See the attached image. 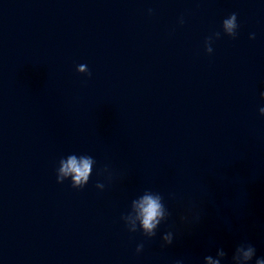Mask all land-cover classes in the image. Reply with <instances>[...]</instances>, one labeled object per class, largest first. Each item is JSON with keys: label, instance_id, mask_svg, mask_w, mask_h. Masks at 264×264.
<instances>
[{"label": "clouds", "instance_id": "clouds-1", "mask_svg": "<svg viewBox=\"0 0 264 264\" xmlns=\"http://www.w3.org/2000/svg\"><path fill=\"white\" fill-rule=\"evenodd\" d=\"M149 9V14L152 13ZM180 24L184 23L183 17L179 20ZM237 14L232 13L222 21L223 34L235 38L237 36ZM221 32H216L205 40V51L208 54L213 52V39H219ZM250 39H255V34H251ZM77 72L91 76L86 64L77 66ZM261 98L264 99V92H261ZM259 113L264 116V107L259 108ZM96 164L95 159L90 155H76L69 154L59 160V166L56 169L57 183H63L65 180H70L71 187L74 189H83L89 182L93 166ZM107 173V179L111 181L112 173L107 166L102 170ZM95 187L103 190L105 184L97 182ZM171 213L164 204L163 196L158 192L145 190L142 195L131 201L130 211L122 215L127 230L131 233L140 231L144 237L153 238L157 234V229L162 222L168 220ZM199 214L192 217L182 216L181 220L185 223H195L199 221ZM162 240L165 245H170L174 240V233L167 231L163 234ZM144 244L137 245L136 251L140 253L143 251ZM227 257L225 250L220 247L217 248L215 256L206 255L204 257V264H222V261ZM176 264H183V261H177ZM228 264H264V256H257L256 247L247 241H242L235 246L233 254Z\"/></svg>", "mask_w": 264, "mask_h": 264}]
</instances>
